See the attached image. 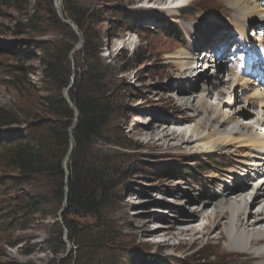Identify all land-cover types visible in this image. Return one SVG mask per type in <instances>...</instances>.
Returning a JSON list of instances; mask_svg holds the SVG:
<instances>
[{
  "label": "rangeland",
  "instance_id": "1",
  "mask_svg": "<svg viewBox=\"0 0 264 264\" xmlns=\"http://www.w3.org/2000/svg\"><path fill=\"white\" fill-rule=\"evenodd\" d=\"M60 1L62 10V0ZM72 1L89 8L90 13L94 12L90 36H95V43L101 45L99 59L86 58L78 53L82 38L69 21L75 40L69 32L63 30L45 31L38 35L19 34V31H30V26L35 27L33 15L37 6L43 5L44 0H7V6H0V108L10 113H19L20 109H26L34 102L40 104V98L46 96V92L41 91L46 60L44 53L37 46L31 45L33 40L49 41L50 44L63 38L64 41L73 42L65 64L69 72V84L63 91L65 100L71 106L69 91L78 83L81 72L88 70V67H97L105 79L104 85L108 83V90L116 93L115 107L118 116L113 127L125 136L129 150L124 151L125 156H119V159L122 158L116 163L117 169L124 173H110L112 185H115L112 192L114 200L103 214L119 238L109 260L115 262L116 258L123 264L126 261L129 264H150L148 258L157 256L168 264H180L182 261L187 264H264L263 259L249 256H219L213 245L216 240L211 239L180 246L172 242H153L147 234L156 232L157 226L162 225L161 222L151 221L146 227V235H143L139 224L149 215L170 217L172 214L169 213V208H182L184 203L181 196L176 195L179 192L177 187L180 190L189 189L190 197H193V187L203 189L211 183V176L217 171L218 165L224 167L225 163L230 165L235 161L233 157L226 158L229 156L200 155L196 152L200 148L196 143L183 145L169 138H166V143L158 138L150 142L137 136V132L143 131H153L156 134L188 132V138L193 124L203 122L200 116L190 117L191 109L183 105L189 96L179 92L185 87L183 83L182 86L178 83L183 77L180 76L177 66L168 65L167 52H177L182 47H186L185 50L189 52L193 45L197 50L196 56L199 57L196 67L198 74L211 78L212 70L202 68L205 66L202 56L218 39H225V35H222L229 32L231 41L224 43V47L221 44L218 49L220 52L230 51L233 54L231 45L239 38L236 44L240 55L230 59L232 66L238 70L243 65L242 61L252 57L248 51L250 47L245 45L233 27L235 13L233 9L230 10L231 5L225 4V0H164L160 4L154 0ZM258 2L264 4V0ZM53 4L57 11L54 0ZM169 10L175 12L170 13ZM116 11L122 13L120 17L115 15ZM255 20H258L257 25H261L264 18ZM168 24H177L179 34L166 30ZM36 25L39 26L37 23ZM246 32V36L256 45L262 43L264 27L248 26ZM221 59V64L227 62V58ZM255 62L258 63L257 72L263 74V65L260 66L258 57ZM23 70L31 72L27 76L31 86L27 83L25 86L20 85L14 79V74L17 77ZM224 79L220 75L219 80L222 82L215 83L214 89L225 94L219 93L218 96L214 95L206 100L212 110H221L222 113L232 116L235 109L244 108L243 96L249 91L232 85L235 76L226 78L231 80L229 83L223 82ZM253 90L264 93V87H255ZM195 94L199 95L200 91L196 90ZM227 95L231 96L228 107L222 105ZM245 110L247 115H254V107L250 106ZM258 112L260 114L256 117H263L264 110ZM75 114L73 128L77 112ZM238 123L253 126L248 117L239 118ZM19 128L22 127L13 125L8 130ZM263 131L264 129H256L258 134H264ZM102 145L97 143L98 147H94V150L113 149ZM65 159L63 170L67 183V163L70 157L67 161ZM177 176L179 181L175 180ZM14 178H17V173L0 167V264H67L66 262L77 259V245L70 238L71 233L65 222L72 221L82 227L95 223V217L69 215L67 189L64 198L59 199L54 187L46 186L40 191L38 188L20 186L11 181ZM222 184L231 186L230 183ZM39 194L44 196L45 202L41 203L38 213L32 215L26 209V203L28 198ZM184 208L189 210L191 204L186 203ZM199 250H204L200 256L206 258L205 262L198 261L200 256L196 253Z\"/></svg>",
  "mask_w": 264,
  "mask_h": 264
},
{
  "label": "trees",
  "instance_id": "2",
  "mask_svg": "<svg viewBox=\"0 0 264 264\" xmlns=\"http://www.w3.org/2000/svg\"><path fill=\"white\" fill-rule=\"evenodd\" d=\"M7 5V0H0V6ZM93 13L77 1L62 0L63 18L76 27L82 38L78 53L86 58L99 59L101 45L95 43V36H90ZM121 14L119 11L115 13L117 17ZM33 18L35 27L30 26L27 33L19 31L20 35L63 30L75 40L69 26L64 25L58 17L53 0H44L42 6H37ZM167 26L166 30L173 34L178 32L176 24ZM60 39L50 44L49 41L30 42L44 53L46 61L41 91L46 92V96L40 98V104L34 102L26 109H20L19 113L0 108V129H3L0 132V167L17 173V178L11 181L20 186L34 187L40 191L46 186L54 187L59 199L64 198L67 189L69 215L95 217V223L88 226L78 227L72 221L65 222L71 233L70 238L76 242L78 253L77 259L67 264H123L118 258H115V262L109 260L114 254L113 247L119 235L115 234L114 227L103 214L114 200L112 192L115 185H112L110 173H124L117 169L116 163L125 156L124 151L129 150L125 136L113 127L118 116L115 107L117 95L108 90V83L104 85V77L97 67L92 66L81 72L78 83L70 89L68 96L71 106L65 100L63 91L69 84V72L65 64L73 42ZM30 73L23 70L19 74L21 77L14 74V79L20 85L25 86L27 83L31 86L27 81ZM75 112L77 120L71 130ZM13 125L22 128L8 130ZM71 140L74 149L67 163L69 176L66 183L63 162ZM97 143L113 149L94 150V147H98ZM119 156L122 157L119 159ZM175 180L179 181V176ZM44 199L40 194L28 198L26 209L32 215L38 213ZM203 252L199 250L196 255L200 256ZM148 259L150 264H168L157 256ZM205 259L200 256L198 261L205 262ZM129 263L126 261L125 264ZM180 264L187 263L182 261Z\"/></svg>",
  "mask_w": 264,
  "mask_h": 264
},
{
  "label": "bare ground",
  "instance_id": "3",
  "mask_svg": "<svg viewBox=\"0 0 264 264\" xmlns=\"http://www.w3.org/2000/svg\"><path fill=\"white\" fill-rule=\"evenodd\" d=\"M154 1L160 4L164 0ZM225 1V4L231 5L230 10L233 9L235 13L232 23L238 36H241L245 45L250 47L252 57L257 56L261 62L264 61V37L262 43L256 45L246 36L248 26L264 27V21H262L263 24L257 25L258 20H255L264 18V4L259 3L260 0ZM169 11L170 13L175 12V10ZM251 23L253 25H250ZM224 35L225 39H218L217 43L211 45L202 56L205 61V66L203 65L202 68L212 70L211 78L198 74L196 67L199 57L196 56L197 50L193 48V45L189 52L185 50L186 47H182L177 52L168 50L166 56L168 65L177 66L180 76L183 77L178 83L179 86L183 83L185 87L179 92L189 96L183 105L191 109L192 116L190 117L200 116L203 122L193 124L188 138V132L156 134L153 131H143L137 132V136L150 142L158 138L166 143L168 141L166 138H169L183 145L196 143L200 147L196 152L200 155L229 156L226 158L233 157L235 161L230 165L225 163L224 167L217 166V171L211 176V183L205 187L202 186L203 189L193 187V197H190L189 189L180 190L177 187L179 192L176 195H180L184 203L182 208L170 207L169 213L172 214L170 217L149 215L139 224L143 229V235H146V227L151 221L161 222L162 225L157 226L156 232L147 234L153 242L162 241L165 244L172 242L180 246L186 243H196L198 240L211 239L216 240L213 245L217 248L215 250L219 256H249L264 260V183L260 182L264 179V134L256 133V129H264V114L263 117H256L260 114L258 110H264V93H256L253 90L255 87H264V81L257 80L255 77V73H260L257 72L256 62L242 61L243 65L238 70L230 63V59L240 55L236 44L239 38L232 40L233 54H230V51L228 53L218 51L220 58L217 61L207 55V53L215 52L218 44H227L231 41L232 36L229 32L222 36ZM226 57L228 61L221 64L222 61L219 60ZM220 75L225 78L223 82L226 81V83L231 81L226 79L228 76H235V80L231 82L232 85L235 84V87L249 91L243 96L244 108L235 109L232 116L222 113L221 110H212L206 100L208 97L218 96L219 93L225 94L214 89L215 83L222 82L219 80ZM247 80H252L256 84ZM196 90L200 91L199 95L195 94ZM192 102H195V105H192ZM222 103L223 106L228 107L231 104V96L227 95ZM250 106L254 107V115H247L245 109ZM247 117L253 126L238 123L239 118ZM222 182L230 183L231 186H225L226 184ZM186 203L191 204L189 210L184 208ZM178 206L181 204L178 203Z\"/></svg>",
  "mask_w": 264,
  "mask_h": 264
},
{
  "label": "water",
  "instance_id": "4",
  "mask_svg": "<svg viewBox=\"0 0 264 264\" xmlns=\"http://www.w3.org/2000/svg\"><path fill=\"white\" fill-rule=\"evenodd\" d=\"M54 3H55V6L57 8V14H58L59 18L61 19L62 23L66 26L71 27V24L63 18L62 10H61V1L60 0H54ZM72 129H73V126H72L71 130ZM70 143H71V146H70V150L68 152V155L66 156V159H65L66 161L69 159L71 152H72V149H73V141L71 140Z\"/></svg>",
  "mask_w": 264,
  "mask_h": 264
}]
</instances>
